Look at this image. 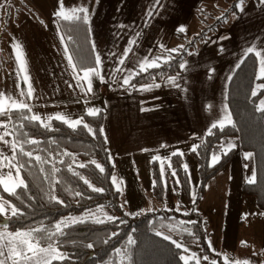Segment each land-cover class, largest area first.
Masks as SVG:
<instances>
[{
	"label": "trees",
	"instance_id": "1",
	"mask_svg": "<svg viewBox=\"0 0 264 264\" xmlns=\"http://www.w3.org/2000/svg\"><path fill=\"white\" fill-rule=\"evenodd\" d=\"M235 8L233 5L231 11ZM224 16L216 17V27L226 24ZM56 20L76 68L95 67L88 21L65 20L58 16ZM207 27H203L202 35ZM186 54L185 51L175 52L169 60L156 67L136 70L127 84L128 88L177 74ZM259 84L264 85V76L258 75L257 55L248 52L228 82L226 102L231 123L210 127L195 151L189 152L196 162L199 178L195 196L190 194L188 172L181 155H171L163 163L154 159L150 161L152 195L157 200L164 199V171L172 195L176 198L183 195L186 201L179 208L134 215L125 212L120 202L121 193L113 183L114 166L103 132V110H98L95 116L84 112L79 116L81 124L75 128L57 119L30 121L26 117L32 114L27 109L0 115V121L10 123L15 157L24 181V186L17 187L14 194L0 188V197L18 209L16 216H5L7 223L2 227L12 233L31 232L39 246H51L58 252H64L62 259H52L50 264H185L180 259L183 248H177L172 240L158 235L159 231L171 233L181 242L196 243L202 251L209 252L205 236L206 219L197 205L205 195L207 183L232 159L233 148L221 152L219 159L210 163L214 147L223 138L237 137L239 148L253 154L254 182L244 181L242 192L252 197L256 206L264 211V111L259 110V98L264 88ZM253 91L256 95L252 94ZM26 153H31V156ZM99 204L113 208L119 216L76 221L60 226V231H57L61 217ZM2 218L4 215L0 214ZM218 262L223 263L221 260ZM188 264L197 263L191 259Z\"/></svg>",
	"mask_w": 264,
	"mask_h": 264
},
{
	"label": "rangeland",
	"instance_id": "2",
	"mask_svg": "<svg viewBox=\"0 0 264 264\" xmlns=\"http://www.w3.org/2000/svg\"><path fill=\"white\" fill-rule=\"evenodd\" d=\"M113 1L0 0V86L10 84L9 93L13 92L15 101L19 102L21 101L19 97L22 98L21 84L24 82L27 89L30 85L32 95L28 102L32 109L31 114L40 116L43 122L57 114H62L70 124L76 120L81 121L80 112L89 113V109L93 106L94 109L101 108L105 119L110 122L108 125L105 120L103 132L114 166L112 179L115 178V183H113L121 193L120 202L125 212L134 215L179 208L186 200L183 195L178 198L172 195V188L164 171L162 172L164 199L160 201L152 195L150 161L154 160V157H159L156 160L163 163L168 161L173 153H182V162L189 177L190 194L194 197L199 178L196 162L189 152L200 141L185 140L186 132L170 125L174 122L171 118L167 120L166 126L162 127L155 124L154 118L144 114L143 110L139 112L113 110V96H105L103 99L98 91L102 81L106 83L108 89L110 88L108 71L90 76L92 90L87 91L89 95L87 97L84 94L87 81L79 79L83 75L82 70L87 69L80 70L76 67L74 69L67 58L65 41L55 20L57 16L55 13L61 9V5L66 12L84 8L92 17H96L101 12H110L114 6ZM218 3L217 5L210 1L209 8L203 7V10L207 11L203 12L207 20L206 29L212 28L214 21L210 12L225 14L230 10L224 1L218 0ZM245 35L249 33L245 31ZM15 45L20 46L26 71L21 70L16 58ZM26 53H33L34 59L39 63L38 68L33 69L27 64ZM35 70L39 71L38 77L35 75ZM117 84L114 83V86L120 85ZM2 94L6 96L5 93ZM166 99L162 93H157L154 101ZM117 100L115 98V104ZM159 119L161 122L164 120L162 116ZM9 124L5 121L3 125L7 127L0 128V135H4V140L8 141V143L0 141V175L7 177L11 173L12 178L16 179V169L19 167L16 157L12 159L15 156L13 152L15 144ZM115 129L120 135L114 134ZM230 145L234 146L230 147ZM232 148L234 151L231 161L212 178L213 181L206 189L201 203L197 205V209L206 219L205 236L209 252L202 251L196 243L181 242L173 234L159 231L161 235L168 236L170 240L182 245L181 256L193 257L194 254L193 260L196 263L198 260L199 264H212L213 261L216 264H236L243 261H248V264L264 263V211L256 206L252 197H247L242 192L243 181L254 177L253 154L239 148L237 137H225L214 147L210 163L213 164L214 156L220 157L221 152ZM4 157L7 160H4ZM8 161L14 166L9 167ZM19 178L22 179L20 174ZM0 188L5 189L3 185H0ZM0 199L6 202L7 211H11V203L2 197ZM118 216L113 208L99 204L79 213L63 216L58 220L57 225L64 226L73 221L103 220ZM62 252L59 251L63 256L64 252ZM6 257L7 254L1 259ZM225 257L228 258L227 261ZM219 260L223 263H219ZM9 263L13 264V261ZM41 263L43 260L39 262ZM29 264H36V261H31Z\"/></svg>",
	"mask_w": 264,
	"mask_h": 264
},
{
	"label": "crops",
	"instance_id": "3",
	"mask_svg": "<svg viewBox=\"0 0 264 264\" xmlns=\"http://www.w3.org/2000/svg\"><path fill=\"white\" fill-rule=\"evenodd\" d=\"M210 1L219 4L218 0H114L110 12H101L92 17L87 11L95 59L100 57V64L93 68L100 74L108 71L110 77L109 89L104 81L99 84V96L104 99L112 95L113 110H143L144 114L154 118L155 124L162 127L171 118L174 122L170 125L185 131V140L190 142H199L213 124L220 122V118L225 121L227 116L231 120L226 102L228 82L250 48L256 55L260 54L257 58L258 75L261 76V61L264 60V0H222L230 7L229 12L221 14L225 15L226 24L216 27V17L220 14L210 12L214 18L212 28L206 29L202 35L207 23L203 16V12L207 11L203 7L209 8ZM233 5L235 11H231ZM181 28L184 31H180ZM245 31L249 35L246 36ZM183 51L187 53L181 63L184 67H180L177 74L128 88L132 74L141 69V64L147 66L155 62L158 65L169 60L175 52ZM69 57L68 51V60ZM26 62L33 69L39 66L33 53H26ZM69 63L73 64L72 59ZM35 71L38 77L39 71ZM126 79L127 84L124 82ZM114 83L120 85L115 87ZM10 87V84L0 86V94L5 93L6 97L15 101L13 92L9 93ZM21 88L24 95L21 94L22 98L19 99L29 105L30 97L24 82ZM84 91L88 97L87 89ZM157 93H162L167 99L154 101ZM115 98L118 99L116 104ZM261 101H264V93L259 98V106ZM94 108L91 107L93 110H102ZM84 112H80L79 116ZM161 116L164 118L162 122L159 119ZM4 122L0 121V125ZM106 122L110 125L109 121ZM115 131L118 132L115 135L120 133L117 129ZM211 181L213 179L207 183L206 189ZM10 214L11 211H7L4 216ZM0 232L15 234L3 227H0ZM7 243V239L0 241V248L6 254ZM48 259L52 260L51 257ZM5 260H8L6 264H10L11 259L6 257Z\"/></svg>",
	"mask_w": 264,
	"mask_h": 264
},
{
	"label": "snow or ice",
	"instance_id": "4",
	"mask_svg": "<svg viewBox=\"0 0 264 264\" xmlns=\"http://www.w3.org/2000/svg\"><path fill=\"white\" fill-rule=\"evenodd\" d=\"M78 13H84L83 16H80ZM55 15H57L58 17L65 19V20H83L85 23H87L88 21V15H87V9L84 8H80V9H72L70 12H66L63 8V5H61V9L55 13ZM180 31H184L183 28L180 29ZM17 52V60L20 63V67L22 71H26V67L23 61V57H22V52L20 50V46L19 45H15L14 46ZM249 52H252L253 49H248ZM257 55H260L259 53H257ZM71 57H69V61L71 62ZM122 62V61H121ZM96 64L99 65L100 64V57L97 56L96 57ZM262 67H261V75L264 76V60L261 61ZM158 65H156L155 62L151 63V64H147V66H145L144 64L140 65L141 70H146V67H156ZM72 67L75 69L76 65L73 64ZM181 68L184 67L183 64L180 65ZM83 71V75L82 77H80L79 79L81 81H87V91H91V80H90V76L92 75H99L98 70L95 68H91V69H87V70H82ZM25 79L27 80V76H25ZM125 84L128 83V80L126 79ZM259 87L264 88V85H260ZM22 95H24V93H21ZM253 95H256V92L253 91L252 93ZM27 95L30 97L32 95V89L31 86L29 85V89L27 92ZM27 109L29 111H31L29 105L27 103L24 102H17L11 99V97H6L3 94H0V115H7L9 112H11L12 110H24ZM261 111H264V101H261V106L260 109ZM98 110H93V109H89V114L95 116L97 114ZM26 119L30 120V121H41V117L38 115H32L30 117H26ZM49 119H57V120H61L64 121L65 123H69V121H67V119L62 115V114H57L55 117H50ZM225 121L227 123H231V120L229 117H225ZM225 121H220L218 122V124H213L212 128H216L217 126L223 127ZM81 121L80 120H76L73 122H70V126L75 128L77 127V125H80ZM45 126H47L45 124ZM7 127L6 125H0V128H5ZM84 127H88L87 125H84ZM89 132H91L92 130L89 128L88 129ZM102 131V130H101ZM209 132H211V129L209 130ZM5 135H11V133H5ZM0 141H4L5 143H8V141L4 140V135H0ZM29 143H36L35 141H28ZM234 145H230V147H233ZM197 146H193V151H195ZM22 151V149H21ZM13 152L15 153V146L13 147ZM182 155V153H173L172 155ZM26 155L31 156V153H26ZM250 155V154H249ZM4 160H7L6 157L3 158ZM13 160L15 159V156H13L12 158ZM37 159H39V157H37ZM154 159H159V157H154ZM219 159L218 156H214L213 157V163H215L217 160ZM95 163V162H93ZM8 166L9 167H13L14 165H12L11 161H8ZM22 167V166H21ZM83 167V165H82ZM97 167H100L99 165H97ZM186 167V166H185ZM161 168L163 170V164L161 165ZM100 171H103V168H100ZM173 175H175V173H173ZM87 183V181H85ZM113 182L115 183V178H113ZM249 183H253L254 182V177L250 178ZM0 185H3L5 190L8 191L9 193H15V189L17 187H21L24 186V181L23 179L19 178V168L16 169V179L13 180L11 173H9L7 175V177H5L4 175H0ZM96 191H101V189H96ZM7 208L8 206L6 205V202L3 201L2 199H0V214H7ZM18 214V209H16L14 206H11V215L12 216H16ZM109 219H111V217H109ZM75 222V221H73ZM6 227V226H5ZM57 231H60V225L58 224L56 226ZM38 231V230H36ZM158 235H160V233H157ZM7 239L8 243L6 245L8 251H7V257L8 259H11L13 261V264H29V262L31 261H36V264H39V262L41 260L44 261V264H50V259H48V257H51L52 259H62L63 256L58 252V250L56 248H53L51 246H49L48 248H43L39 246V242L35 241L34 238L32 237V233L31 232H17L15 234H11V233H5V232H0V241H3ZM164 239H170V237L165 236ZM132 241H130L131 243ZM172 243L177 247V248H181L182 245L177 243L175 240L172 241ZM89 247H91V245H89ZM29 253H31V255H29ZM39 254H44L43 256H40ZM6 255L5 251L3 248H0V257H4ZM194 258V254L193 257H185V256H181L180 259L183 260L185 262V264H188V261L190 259ZM204 259H207V257H204ZM227 257H225V260L227 261ZM0 264H6V260L5 259H0ZM197 264H199V261L197 260ZM212 264H215V261L212 262ZM236 264H248V261H243V262H236Z\"/></svg>",
	"mask_w": 264,
	"mask_h": 264
},
{
	"label": "water",
	"instance_id": "5",
	"mask_svg": "<svg viewBox=\"0 0 264 264\" xmlns=\"http://www.w3.org/2000/svg\"><path fill=\"white\" fill-rule=\"evenodd\" d=\"M7 223V218L0 219V225H5Z\"/></svg>",
	"mask_w": 264,
	"mask_h": 264
}]
</instances>
